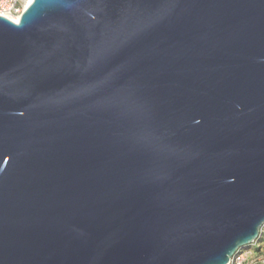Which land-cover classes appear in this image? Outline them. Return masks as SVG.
<instances>
[{
	"label": "water",
	"instance_id": "obj_1",
	"mask_svg": "<svg viewBox=\"0 0 264 264\" xmlns=\"http://www.w3.org/2000/svg\"><path fill=\"white\" fill-rule=\"evenodd\" d=\"M263 226L264 0L0 16V264H226Z\"/></svg>",
	"mask_w": 264,
	"mask_h": 264
},
{
	"label": "built area",
	"instance_id": "obj_2",
	"mask_svg": "<svg viewBox=\"0 0 264 264\" xmlns=\"http://www.w3.org/2000/svg\"><path fill=\"white\" fill-rule=\"evenodd\" d=\"M32 0H0V16L19 19ZM226 264H264V230L258 231L256 238L247 246L238 249Z\"/></svg>",
	"mask_w": 264,
	"mask_h": 264
},
{
	"label": "bare ground",
	"instance_id": "obj_3",
	"mask_svg": "<svg viewBox=\"0 0 264 264\" xmlns=\"http://www.w3.org/2000/svg\"><path fill=\"white\" fill-rule=\"evenodd\" d=\"M31 1V0H30ZM12 22L17 23L18 19H10Z\"/></svg>",
	"mask_w": 264,
	"mask_h": 264
},
{
	"label": "rangeland",
	"instance_id": "obj_4",
	"mask_svg": "<svg viewBox=\"0 0 264 264\" xmlns=\"http://www.w3.org/2000/svg\"><path fill=\"white\" fill-rule=\"evenodd\" d=\"M262 228H263V230H264V226H263Z\"/></svg>",
	"mask_w": 264,
	"mask_h": 264
}]
</instances>
